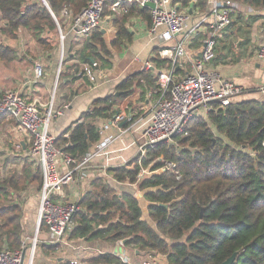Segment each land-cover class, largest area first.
<instances>
[{
    "label": "trees",
    "instance_id": "trees-1",
    "mask_svg": "<svg viewBox=\"0 0 264 264\" xmlns=\"http://www.w3.org/2000/svg\"><path fill=\"white\" fill-rule=\"evenodd\" d=\"M88 1L47 0L46 5L43 0H0L2 34L16 38L20 31L27 30L44 47L49 42L46 35H56L59 30L52 12L63 28L66 24L63 9L75 16ZM177 1L183 7L194 4L193 8L198 7L202 12L208 9V0ZM233 1L264 9V0ZM110 3L107 0L104 16L113 13ZM133 16H141L152 24L148 7L128 5L127 12L114 18L117 37L111 45L117 53L132 40L128 23ZM89 38L81 52L82 61L95 60L103 68L111 67L114 53L107 46L101 28ZM159 50H155V66L171 69V60H162ZM12 53L2 41L0 55ZM151 72L142 71L138 77L127 75L117 86L119 95L111 93L95 99L56 138V145L81 161L102 139L98 120L112 119L118 103L132 94L136 86L145 93L140 75L144 73L149 78L146 80L149 87L156 91L157 75ZM176 142V145L163 142L149 148L142 159L143 166L154 161L153 171L166 162L174 163L169 170H160L138 182L141 164L136 156L125 165L109 168L119 185L96 178L81 200L82 211L74 217L69 239L113 242L126 239L125 247L144 254H164L169 264H222L235 253L232 264H264V100L248 99L227 106L213 104L206 118L195 116L189 121L186 133L178 136ZM136 182L149 202L152 223L143 219V209L134 196L132 184ZM32 183L40 190L42 171L38 165L33 167V163L0 179V249L7 246L15 250L22 246L24 210L19 198ZM126 183L129 186H121ZM41 229L47 227L43 225ZM43 249L51 253L57 246L47 243ZM84 262L123 264L111 252L87 257Z\"/></svg>",
    "mask_w": 264,
    "mask_h": 264
},
{
    "label": "crops",
    "instance_id": "crops-1",
    "mask_svg": "<svg viewBox=\"0 0 264 264\" xmlns=\"http://www.w3.org/2000/svg\"><path fill=\"white\" fill-rule=\"evenodd\" d=\"M215 1L208 0L206 12H202L198 7L193 8L194 4L189 7L191 14L189 27L183 34L167 42L168 45H174L178 41L187 38L191 34L192 29L199 24L195 37L192 38L191 43L186 47L188 60L182 59L179 62L174 76L175 79H179L189 72L193 59L200 55L204 39L210 30V24L214 21L212 12ZM260 10L263 11L261 15L248 12L234 13L233 22L227 27L223 36L220 37L216 47V56L209 66L211 69L218 71L222 76L232 78L235 82L244 86L245 91L234 97L233 102L248 99L264 100V94L261 90V87L264 85V61L259 60L255 56L258 46L264 44V9ZM116 15L121 14L115 13L111 17L110 15L105 16L102 24L101 30H105L104 39L108 45L110 44L109 41H113L117 37V30L114 26ZM128 27L132 33V40L124 45L126 48L122 49L116 56L114 55L111 59V67L101 68V74H97L96 83H92L83 73L88 63H82L76 59V52L73 48L75 42L80 41L78 38L69 35L66 43H64L63 52L65 50L67 54L63 64L60 61L58 63L54 56H48L50 58L47 63V69L45 68V74L40 78H36L33 66L28 62V57L26 55L19 56L17 53L19 52L18 45L17 49L13 48L15 55L13 53L0 55V97L7 89H19L27 101L35 102L38 105L40 113L51 111L52 117L49 131L57 138L91 107L95 99L120 92L117 86L127 75L135 74L138 77L143 71L140 68L141 63L148 59L153 61L156 55V48L161 49L163 45H166L162 44V41L157 36L150 33L151 25L141 16H135ZM135 56H138L141 62H137ZM162 60L164 59L162 58ZM160 68L168 69L164 66H160ZM56 70L59 71L57 83L55 79ZM151 73L156 75L154 71ZM139 78H142L141 82L146 90L144 93L145 97L141 98L143 89L139 87L117 105L119 109H121V106L126 107L127 112L130 114L133 112V120L117 122L115 120L116 114L112 119L98 120L99 126L105 128L101 132V140L110 135L115 140L109 146L107 152L95 155L92 158L84 179L65 186L62 193L65 200H73L81 191L88 192L91 189L92 182L99 177L108 179L109 181H113L115 185H119V182L109 173V168L125 165L136 156H139L142 130L156 107L162 88L156 82L158 88L153 92L149 85L147 88V83L142 75ZM53 87L54 94L51 95ZM151 97L156 98V100L152 102ZM131 104L134 107L129 108L128 106ZM137 110H144L145 112H143L141 117L135 119L134 111ZM58 111H62V113L57 115ZM95 146H93L91 151L95 149ZM29 147L30 140L28 134L20 130L14 120L1 116L0 179L8 176L12 171L20 172L27 164L33 162L28 157ZM35 165L38 164L33 162V167ZM105 167L107 168L104 169ZM122 185L125 187L129 186L127 183ZM38 194L34 197L38 196L39 203L40 192ZM32 200L25 205V211L28 209L32 210ZM30 210L28 213L25 212L26 219L23 218L22 220L23 240L29 236L30 226L33 222ZM38 211L39 207L36 211V219H38ZM143 215L145 218L146 214L144 210ZM147 215L149 217V213ZM26 226L27 228H25ZM47 243L57 246L55 252H51L52 254L42 253L43 250L41 248H43V244ZM39 244L38 252L42 255L35 256L34 264H61L65 261L76 263L80 260L84 261L85 258L98 253L111 252L114 254L124 250L126 255L135 263H141L147 257V254H141L139 250L137 252V249L121 247L119 242L108 240H88L87 238L70 240L68 237L66 243H51L48 230H44ZM156 258V264H169L166 255L159 254Z\"/></svg>",
    "mask_w": 264,
    "mask_h": 264
},
{
    "label": "built area",
    "instance_id": "built-area-1",
    "mask_svg": "<svg viewBox=\"0 0 264 264\" xmlns=\"http://www.w3.org/2000/svg\"><path fill=\"white\" fill-rule=\"evenodd\" d=\"M110 1V9L113 12L110 17L115 13L124 14L127 12L128 5L148 7L152 17L150 33L157 36L162 44H166L159 50V55L163 59L171 60L173 64L171 69H159L151 59H148L143 61L140 66L141 70L154 71L157 75V84L162 88L156 107L141 133L138 152L141 164L138 175L139 182L146 176L174 167L172 162H166L162 168L156 171L151 169L154 163L148 167L143 166L142 159L147 155L149 148H154L163 142L176 145L177 137L186 133L187 124L193 117L206 118L213 104L227 106L233 102L234 97L245 91L244 86L232 78L222 76L209 66L216 56V47L220 37L233 22L234 13L248 12L261 15L263 11L233 0H216L212 12L214 21L210 24V30L204 39L200 55L193 59L189 72L179 79H175V66H178L182 59L188 60L186 47L195 37L199 24L192 29L187 38L174 45H168L167 42L183 34L189 27L191 18L189 7H183L177 0ZM43 2L48 5L47 0H43ZM149 3H153L155 6L152 8ZM106 4L107 0H89L81 12L75 16L67 8H64L62 14L66 19L67 28H62L58 22L62 44L64 45L69 35L82 39L102 28ZM52 15L57 19L53 12ZM255 56L264 61V44L258 46ZM135 60L141 62L138 56H135ZM34 74L36 78L42 77L45 74V68L42 65H36ZM97 74H101V65L98 61L92 60L85 66L84 75L92 83H96ZM261 90L264 94V85ZM117 107L119 111L115 119L117 122L133 120V113H128L126 107L121 106V109L119 106ZM61 113L62 111H58L57 115ZM1 116L14 120L18 128L28 134L30 140L28 157L40 166L42 185L39 191L40 204L35 238L31 243L24 240L19 249L12 250L3 246L0 249V264H34L41 227L43 225L47 227L51 243H66L74 229V217L82 211L81 200L87 192L81 191L73 200L65 201L62 196L65 186L84 179L92 158L107 152L115 139L107 136L97 143L93 151L87 153L81 161H77L56 145V137L49 131L51 111L40 113L38 105L35 102L27 101L19 89L6 90L2 94L0 97ZM99 128L101 132L105 129L103 126H99ZM138 182L134 184L136 188H138ZM134 196L139 200L141 206V199H144V196L140 193L139 188L134 192ZM118 242L121 247H125L121 240ZM114 255L123 264L157 263V255L152 253H148L141 263L133 262L126 255L125 250L118 251ZM75 264H85V262L80 260Z\"/></svg>",
    "mask_w": 264,
    "mask_h": 264
},
{
    "label": "rangeland",
    "instance_id": "rangeland-1",
    "mask_svg": "<svg viewBox=\"0 0 264 264\" xmlns=\"http://www.w3.org/2000/svg\"><path fill=\"white\" fill-rule=\"evenodd\" d=\"M133 18H134V16L131 17V19L129 20L128 26H129V24H131ZM234 20H236V19L234 18ZM1 26H2V22H0V41H1L0 43H2V41H3V43L5 45L9 46L12 50H13V48L14 49L15 48L17 49V46L19 45V50H18L19 52H17V53L19 54V56L26 55L28 57L27 58L28 59V62L33 66V71L35 70L36 65H38V64L39 65H42L44 68L47 69V63H48V60L50 58L48 56H54L55 59H57V62L58 63L60 61V63L63 64V62H64V60L66 58L65 56L67 54L66 53L67 51L65 52V50H64L65 53L63 52V49H64L65 46L63 47V44H62V41H61V34H60L59 30H58V32H57L56 35H51L50 33L46 35L47 36L46 38H48V41L49 42H48V45H45L43 47V46L39 45L36 42V40L33 38V36L27 30L20 31L19 32V35L16 38H6L2 34ZM114 26H115V24H114ZM63 28L66 29L67 26L65 25V27H63ZM115 28H116V26H115ZM116 30H117V28H116ZM89 39H90L89 37H86V38H84L82 40L80 39V41L75 42V46L73 48L75 50V52H76V54H75L76 55V59L79 60L82 63L84 61H82V59H81V52L85 48V44H86V42L89 41ZM105 42L107 44V41L106 40H105ZM13 43H15L14 46H13ZM109 43L110 44L109 45L107 44V46L109 47V49L111 50V52L114 53V55L116 56L117 55V52L115 51V49L112 48V45H111L112 44V41H109ZM66 49H67V46H66ZM13 54H14V51H13ZM101 68H103V67L101 66ZM143 71L144 72H148V71H151V70H143ZM58 72L59 71L56 70V78H55L56 79V83H57ZM142 75L144 77L145 82L147 83V88H148V82L146 80H148L149 78L146 77V75L144 73ZM141 85H143V83H141ZM138 88L139 87L136 86V88L134 90H136ZM7 90H11V89H7ZM148 92L150 93V91H148ZM52 94H54V87L52 88V91H51V95ZM143 96H144V94L142 92L141 93V98ZM154 100H156V98L153 97L152 98V102ZM128 107L130 108V107H134V106L131 104ZM134 112H135L134 114H135V119H136V118L141 117V115L145 111L144 110L143 111L137 110V111H134ZM153 163H154V161L151 162V164H153ZM151 164H149V165L151 166ZM148 166H146V167H148ZM134 184H132L133 187H135ZM37 187L38 186H37L36 183L30 184V186L28 188L29 190L27 189L28 191L25 190L26 192L24 191V192L20 193L21 196L19 198L20 202L23 204V210H24L23 218L24 219H26V216L25 215L30 210V209H28L27 211H25L26 210L25 209V205H27V203H29L30 200L33 199L32 200V203H31L32 204V207H31L32 210H30V214L32 215L31 217H32V221L33 222L31 223V226H30L29 236H27V237L24 238V240H26L29 243H31L33 241V239L36 236V231H37V219H36V216L35 215L37 214L36 211H37V208L39 207V204H40V199H39V203H38V196L36 198L34 197L35 195H39L38 193H39L40 190ZM137 187H138V184H137ZM138 188L135 187L134 192L136 190H138ZM139 191L144 196V191L141 190L140 188H139ZM31 197H32V199H31ZM70 200H65V201H70ZM141 206H142V208L144 210V213L146 214L144 219L152 222L151 219L147 215L148 214V212H147L148 202L146 201V199H141ZM25 228H27V226ZM43 233H44V229H41V232H40V235H39V242L41 241V237H42ZM39 245L40 244H38V247H37L35 256L36 255L37 256L38 255L39 256L42 255L40 252H38ZM128 248H130V247H128ZM41 250H43L42 253H44V254H50L49 251H44L43 248H41ZM156 255L158 256L159 254H156ZM160 255H163L164 256V254H160Z\"/></svg>",
    "mask_w": 264,
    "mask_h": 264
},
{
    "label": "water",
    "instance_id": "water-1",
    "mask_svg": "<svg viewBox=\"0 0 264 264\" xmlns=\"http://www.w3.org/2000/svg\"><path fill=\"white\" fill-rule=\"evenodd\" d=\"M149 6L153 8L155 5H154L153 3H149ZM54 18H55V17H54ZM55 20H56V22H57V24H58L57 19H55ZM102 31H103V33L105 32L104 29H103ZM120 93H121V92H117L118 95H119ZM118 113H119V111L116 112V116L118 115ZM173 137H174V136H173ZM162 205L165 206V207H168L167 204H162ZM122 242L125 243V242H126V239L123 240ZM137 252H139V251L137 250ZM139 253L144 254L143 252H139ZM236 255H237L236 253L233 254L231 257H229L227 260H225L222 264H232V263L234 262L235 258H236Z\"/></svg>",
    "mask_w": 264,
    "mask_h": 264
}]
</instances>
